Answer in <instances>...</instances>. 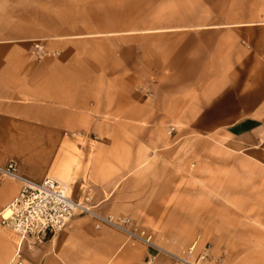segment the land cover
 <instances>
[{"label":"crops","instance_id":"crops-1","mask_svg":"<svg viewBox=\"0 0 264 264\" xmlns=\"http://www.w3.org/2000/svg\"><path fill=\"white\" fill-rule=\"evenodd\" d=\"M263 134L264 0H0L1 165L175 248L264 264ZM20 189L0 181V211ZM96 224L33 247L0 225V264H148Z\"/></svg>","mask_w":264,"mask_h":264},{"label":"built area","instance_id":"built-area-1","mask_svg":"<svg viewBox=\"0 0 264 264\" xmlns=\"http://www.w3.org/2000/svg\"><path fill=\"white\" fill-rule=\"evenodd\" d=\"M36 47L42 50L40 45ZM173 130L174 128L171 129ZM71 136H77V133H72ZM6 179L18 181L21 189L0 211V225L4 230L17 234L21 243L27 242L29 247L54 238L65 229L74 215L83 214L95 219L98 228L107 225L125 233L130 240L143 243L154 252L148 257V264H156L158 255H164L170 264H202L204 261L220 264V260L212 256L208 245L201 251L198 261L192 259L199 237L182 253L173 252L162 246L152 233L135 225L129 217L99 213L89 196L74 199L67 186L59 180L46 177L38 182L30 179L21 172L16 161L0 164V181Z\"/></svg>","mask_w":264,"mask_h":264},{"label":"rangeland","instance_id":"rangeland-1","mask_svg":"<svg viewBox=\"0 0 264 264\" xmlns=\"http://www.w3.org/2000/svg\"><path fill=\"white\" fill-rule=\"evenodd\" d=\"M261 142H264V134L261 137ZM157 241L164 247H166L167 249L176 252V253H182V251L187 250L189 247L187 248H180V247H174L176 244V241L173 240L172 238L166 236V235H160V237L157 239ZM199 245V243H198ZM208 246H210L211 248V254L215 259H219L220 260V264H225V260H226V253L224 254H217L214 250L213 244L212 243H208L206 244ZM203 250V249H202ZM202 250H199V246H197V248L195 249V251L192 254V259L195 261L199 260V255L201 253ZM156 264H170V262L168 261V259L164 256V255H158L156 258ZM202 264H212L211 261L206 262L204 261Z\"/></svg>","mask_w":264,"mask_h":264}]
</instances>
